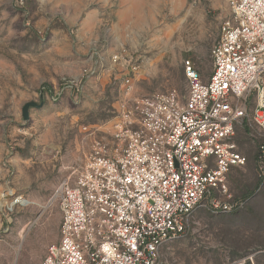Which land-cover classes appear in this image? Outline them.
Segmentation results:
<instances>
[{
	"label": "rangeland",
	"instance_id": "rangeland-1",
	"mask_svg": "<svg viewBox=\"0 0 264 264\" xmlns=\"http://www.w3.org/2000/svg\"><path fill=\"white\" fill-rule=\"evenodd\" d=\"M230 19L225 0H0V264H41L60 240L59 184L97 143L113 144L124 104L185 96L188 61L207 81ZM64 84L59 101L44 94L24 120L25 104ZM235 140L248 164L221 201L246 204L199 210L162 264H264L263 137L244 126Z\"/></svg>",
	"mask_w": 264,
	"mask_h": 264
},
{
	"label": "built area",
	"instance_id": "built-area-1",
	"mask_svg": "<svg viewBox=\"0 0 264 264\" xmlns=\"http://www.w3.org/2000/svg\"><path fill=\"white\" fill-rule=\"evenodd\" d=\"M225 1L231 19L212 49L207 81L188 61L185 96L123 105L113 144L97 143L56 189L60 240L41 264H162L199 210L231 213L246 204L221 200L231 198V172L248 164L235 140L239 128L262 135L264 175V0ZM66 87L42 95L56 102Z\"/></svg>",
	"mask_w": 264,
	"mask_h": 264
},
{
	"label": "water",
	"instance_id": "water-1",
	"mask_svg": "<svg viewBox=\"0 0 264 264\" xmlns=\"http://www.w3.org/2000/svg\"><path fill=\"white\" fill-rule=\"evenodd\" d=\"M44 105V96L41 94V102L40 104L36 103V102H30L25 104V106L23 107V117L25 121H28L30 118V109L35 108V109H41Z\"/></svg>",
	"mask_w": 264,
	"mask_h": 264
},
{
	"label": "trees",
	"instance_id": "trees-1",
	"mask_svg": "<svg viewBox=\"0 0 264 264\" xmlns=\"http://www.w3.org/2000/svg\"><path fill=\"white\" fill-rule=\"evenodd\" d=\"M186 77V76H185ZM47 87H49V86H47Z\"/></svg>",
	"mask_w": 264,
	"mask_h": 264
}]
</instances>
